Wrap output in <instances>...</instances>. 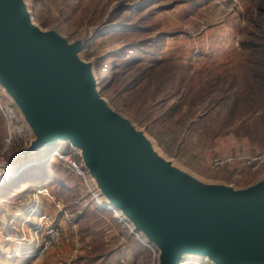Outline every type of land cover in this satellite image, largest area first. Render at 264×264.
I'll return each mask as SVG.
<instances>
[{
    "label": "rangeland",
    "instance_id": "rangeland-1",
    "mask_svg": "<svg viewBox=\"0 0 264 264\" xmlns=\"http://www.w3.org/2000/svg\"><path fill=\"white\" fill-rule=\"evenodd\" d=\"M21 1L41 31L82 39L76 56L95 92L171 169L208 188H244L264 174L208 167L214 156L264 150V0ZM5 136L0 112V147ZM45 155L9 157L22 168L0 189V264L156 263L89 178Z\"/></svg>",
    "mask_w": 264,
    "mask_h": 264
},
{
    "label": "water",
    "instance_id": "water-1",
    "mask_svg": "<svg viewBox=\"0 0 264 264\" xmlns=\"http://www.w3.org/2000/svg\"><path fill=\"white\" fill-rule=\"evenodd\" d=\"M25 10L0 0V88L30 135L16 155L43 144L76 150L103 203L145 238L155 264H180L182 251L264 264V174L244 188H208L171 169L95 92L76 56L82 39L38 30Z\"/></svg>",
    "mask_w": 264,
    "mask_h": 264
},
{
    "label": "built area",
    "instance_id": "built-area-1",
    "mask_svg": "<svg viewBox=\"0 0 264 264\" xmlns=\"http://www.w3.org/2000/svg\"><path fill=\"white\" fill-rule=\"evenodd\" d=\"M0 112L3 117L4 123L6 124V136L3 139L0 147L1 185L3 182H6L9 179H5V174L8 171V167L10 166L9 157L12 155H16L19 150L24 149L27 146L29 140L27 130L21 123L20 117L11 102H0ZM12 149H14L15 153L10 155L9 152ZM45 157L55 158L60 161L63 164L65 170L71 175L75 176L77 179L85 182V179L89 178L92 182L86 170L82 167L77 152L68 145L61 144L60 148H57L55 145L53 148L46 151ZM236 165L247 169L251 173H257L264 166V150L255 152L253 154H244L237 152L223 156H214L208 160V167L211 170H218ZM38 191L40 192L37 193ZM37 192V194H42L43 192L46 193L45 189L41 188L38 189ZM95 192L98 196L97 191ZM42 217L43 219H45V217L41 215L38 218L39 222L41 221ZM48 234L50 235H47V238L43 243L45 245L44 248L50 246L52 242L57 241V233L54 232V234Z\"/></svg>",
    "mask_w": 264,
    "mask_h": 264
},
{
    "label": "bare ground",
    "instance_id": "bare-ground-1",
    "mask_svg": "<svg viewBox=\"0 0 264 264\" xmlns=\"http://www.w3.org/2000/svg\"><path fill=\"white\" fill-rule=\"evenodd\" d=\"M26 11V10H25ZM26 14H27V18H28V20L30 21V23L31 24H34L33 23V21H32V18L30 17V15L28 14V11H26ZM38 30H40V29H38ZM41 31V30H40ZM0 89H2V88H0ZM15 108V107H14ZM16 109V108H15ZM58 145H61V144H58ZM50 145L48 144H43V145H41V146H39V147H36V148H34V149H30V151H28V153H26L25 154V157H26V155L27 154H33L35 151H38V152H40V159H42L43 157H44V154H46V151H48L47 150V148L49 147ZM76 151V150H75ZM77 152V151H76ZM78 153V152H77ZM16 156V155H15ZM16 157H18V159H20V160H22L23 159V156H19V155H17ZM20 157H22V158H20ZM45 159H48V158H45ZM14 163V162H13ZM13 163H10V166L8 167V171L6 172V174H5V179L7 180L8 178V180L6 181V182H3L1 185H0V189L1 188H3V187H5V186H7L9 183H11V182H13L16 178H17V176H18V174H19V172L21 171V169L20 168H22V166L20 167L19 165H18V163L15 161V163L13 164ZM32 163V162H31ZM30 163V164H31ZM33 164H35V162H33L32 163V165ZM40 191H38L37 193H39ZM93 197V196H92ZM97 200L99 201V202H101L100 200L101 199H99L98 197H97ZM96 201V200H95ZM98 201H96V203L98 204V205H100L101 203H99ZM109 205V204H108ZM108 208H111L112 210H114L113 212L115 213V216L116 217H118V218H120V219H122V220H124L123 219V217H122V214L117 210V209H113L110 205H109V207ZM115 217V218H116ZM125 221V220H124ZM128 223V222H127ZM132 226V225H131ZM133 228V227H132ZM142 238L145 240V238L142 236ZM146 241V240H145ZM146 243H147V241H146ZM148 244V243H147ZM182 256H187L188 258H198V259H201L200 261H202L204 264H215V263H213L210 259H208L205 255H195V254H193V253H187V252H184V251H182L181 252V257ZM185 259V258H184Z\"/></svg>",
    "mask_w": 264,
    "mask_h": 264
},
{
    "label": "trees",
    "instance_id": "trees-1",
    "mask_svg": "<svg viewBox=\"0 0 264 264\" xmlns=\"http://www.w3.org/2000/svg\"><path fill=\"white\" fill-rule=\"evenodd\" d=\"M247 47H248V45H247Z\"/></svg>",
    "mask_w": 264,
    "mask_h": 264
}]
</instances>
